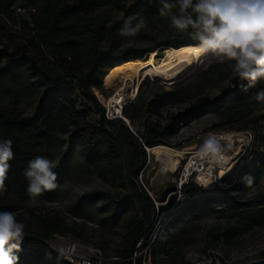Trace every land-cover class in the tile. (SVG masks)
<instances>
[{"label":"trees","instance_id":"trees-1","mask_svg":"<svg viewBox=\"0 0 264 264\" xmlns=\"http://www.w3.org/2000/svg\"><path fill=\"white\" fill-rule=\"evenodd\" d=\"M16 4L26 8L27 18L15 14ZM160 7L159 0H0V25L5 21L15 26L0 45V138L11 139L14 152L5 180L6 191L0 193V211L14 213L16 208L12 200L29 201L28 181L23 175L28 162L37 156L50 159L52 150L61 145L58 135L70 133L71 147H78L84 164L96 177L111 188L123 190L116 198L107 194L101 198L105 208L112 212V220L117 221L119 213L134 203L140 204L146 217L149 212L154 213L155 206L141 188L138 174L146 162V150L170 148V145L161 138L157 123L145 121L142 132L138 133L130 130L121 119H107L92 88L100 89L101 79L104 83L113 70L140 62L149 54L161 59L157 55L160 47L199 46V42L189 36L191 29L178 33L169 28L170 18L159 15ZM110 10L121 13L123 18L112 20ZM140 17L145 19L146 27L136 36H122L120 30L125 21L131 20L134 24ZM157 24H164L172 35L146 47H136L135 43L146 38L142 32ZM230 63L227 60L216 62L203 76L218 74L222 69L232 71ZM232 83L233 89L225 91L222 98L205 107L213 109L216 105H225L220 113L231 122L264 111V104L252 98L264 89V82L247 91L244 88L248 82L241 81L238 76ZM17 88H21V93L15 92ZM22 99L35 105L31 114L18 110ZM91 112L96 113L98 119L90 124ZM138 114L130 116L123 110L129 124ZM195 115L189 112L180 118L189 119ZM177 119L173 117L167 131L174 128ZM243 131L246 130L238 132ZM246 156L250 162L246 157L233 178L239 161L218 181L230 182L224 187L223 194L219 188L205 190L192 179L184 183L179 193L190 202L181 212L191 218L213 213L223 219L235 220L237 226L226 228L225 237L264 226V195L258 190L264 177V137L258 139L255 130ZM61 164L60 161L54 169L57 184L67 173ZM246 175L254 178L251 187L242 179ZM56 191H46L42 196L51 198ZM209 193L215 194L205 196ZM98 200L95 195L82 197V202L87 204ZM174 202L175 197L157 208L166 212ZM16 219L25 224L21 250L16 253L18 264H69L46 243L54 235L69 233L62 221L47 214ZM148 226L149 223L135 220L128 223L125 239L131 242L130 250L124 260H117L118 263L127 261L136 244L145 240Z\"/></svg>","mask_w":264,"mask_h":264},{"label":"rangeland","instance_id":"rangeland-1","mask_svg":"<svg viewBox=\"0 0 264 264\" xmlns=\"http://www.w3.org/2000/svg\"><path fill=\"white\" fill-rule=\"evenodd\" d=\"M14 11L15 14L27 18L26 8L21 4H16ZM109 16L112 20L123 18L121 13L112 10L109 11ZM170 25L169 20L167 26L171 28ZM14 29L15 26L12 23L2 22L0 45L4 42L6 34ZM142 33L146 38L140 43H135L136 47H146L172 35L164 24H157ZM159 49L161 50L157 51V55L163 59L168 48L160 47ZM154 54H156L155 51ZM201 59L204 65L199 73L180 85L177 84L187 77L180 78L175 83L148 79L141 83L138 92L134 90L133 85H129L124 92L123 110H126L130 116L139 113L134 122L130 123V127L140 133L145 121L157 123L161 128V138L169 143V149L186 154L184 155L186 161L176 164L177 160L171 152L158 147L153 148L149 153L145 151L146 162L138 174V182L143 190L145 186L151 192L154 201L151 200L155 206L154 213L149 212L146 217L140 204L134 203L128 205L123 212H118L117 221L112 220V212L105 208L101 198L104 194L116 198L123 190L111 188L102 183L84 164L78 147H71L70 133H66L58 135L61 145H57L52 150L50 158L61 161V165L67 169V173L58 183L55 195L51 198L37 197V203L34 206H30L27 202L12 200L16 208L14 211L16 218L29 219L32 214H47L48 217L62 221L69 233L63 236L54 235L49 241L64 239L79 242L97 252L105 260L103 264L128 262L118 263L117 260H124L128 256L131 242H127L125 236L128 233V223L132 220L146 225L149 223L145 242H153L152 264H217L218 261L220 264H248L264 258V226L225 237L226 228L237 226L235 220L223 219L213 213L191 218L181 212V209L190 202L179 193L180 187L190 180L183 178V171L191 158H195L198 151H203L202 146L210 133L217 139L219 145L218 150L210 152L217 155H230L232 158L227 170H220L213 165L214 179H218L221 173H229L239 161L238 169L232 174L233 178L241 167L240 163L246 157L250 162L246 155L252 145L253 130L258 133V139L261 140L264 137V111L255 112L242 120L231 122L224 119L220 113L225 105H216L213 109L205 107L222 98L225 91L233 89L232 80L237 75L229 69H222L218 74L203 76L204 72L209 71L208 67L221 61V58L210 61L208 56L204 55ZM131 77L135 83L137 76L131 75ZM108 78L109 76L104 83L101 79L100 89L92 88L93 93L95 90L98 91L105 100L113 97L121 88L120 83L109 87ZM15 90L21 93V88ZM94 96L105 113L108 112L95 93ZM22 100L18 110L31 114L35 105L31 101ZM7 101L9 102L10 99L8 98ZM201 107L205 108L199 112L198 109ZM189 112L196 115L189 119L180 118L181 115ZM173 117L178 119L175 121L174 128L167 131ZM97 119L96 113L89 114L90 124ZM126 122L128 123L127 120ZM240 130L246 131L238 132ZM241 158L243 159L240 161ZM206 163L209 169L211 165ZM193 180L196 179L193 178ZM217 183L218 181L216 183L213 181L209 189H204L219 188L220 193L223 194L224 187L230 182ZM258 190L264 195V177L258 184ZM213 194L215 193L205 196ZM85 195L98 196L99 200L93 204L84 203L82 197ZM173 197L175 202L169 210L166 212L158 210L157 207L165 206L166 201ZM77 205H80L79 208L76 207Z\"/></svg>","mask_w":264,"mask_h":264},{"label":"clouds","instance_id":"clouds-1","mask_svg":"<svg viewBox=\"0 0 264 264\" xmlns=\"http://www.w3.org/2000/svg\"><path fill=\"white\" fill-rule=\"evenodd\" d=\"M159 15L170 18V27L178 33L189 29L191 39L199 42L203 51L216 53L222 61L232 63L229 67L241 81H247L248 88L264 82V0H159ZM173 10H178L174 12ZM146 27L140 17L133 24L125 21L120 30L122 36H136ZM264 104V89L253 97ZM11 139L0 138V193L6 191L5 180L10 169L9 161L14 159ZM217 139L210 133L202 146L203 151L218 150ZM57 160L37 156L30 160L23 175L28 181L26 193L30 206L37 203V197L46 191L56 189ZM249 187L254 178H242ZM25 224L9 211H0V264H18V253Z\"/></svg>","mask_w":264,"mask_h":264},{"label":"bare ground","instance_id":"bare-ground-1","mask_svg":"<svg viewBox=\"0 0 264 264\" xmlns=\"http://www.w3.org/2000/svg\"><path fill=\"white\" fill-rule=\"evenodd\" d=\"M204 55L208 56L210 61L219 57L216 53L211 51L201 50L199 46H186L180 49L169 48L165 51V57L159 60H156L153 54H149L146 59L140 62L128 64L110 73L107 85H109V87H112L115 83H120L121 85L120 90L113 97L105 100L98 91L95 90L94 93L107 109L108 119H121L126 122L123 116V103L125 100L124 92L129 85H133L134 90L138 92L141 83L148 79L154 81L165 80L170 83H175L180 78H188L202 69L204 63L201 57ZM131 75L137 76V81L135 83ZM180 82L179 84H181ZM158 148L171 152L177 160L176 164H182L186 161L184 157V155H186L185 153L174 151L168 147ZM149 151L150 150H147L148 153ZM194 157L195 158H191V161L187 164L188 166L184 169L183 178L188 179V177L192 175V180L195 178V182L206 189H209L213 185V181L215 183L227 174L221 173L218 179H214L213 165H216L220 170H227L232 159L230 155H217L210 151H198ZM206 162L211 165L209 169L206 166ZM63 245L65 244L62 243L61 246ZM65 246L67 247V244ZM69 248H71V246ZM89 250L94 252L92 249Z\"/></svg>","mask_w":264,"mask_h":264},{"label":"built area","instance_id":"built-area-1","mask_svg":"<svg viewBox=\"0 0 264 264\" xmlns=\"http://www.w3.org/2000/svg\"><path fill=\"white\" fill-rule=\"evenodd\" d=\"M105 116L108 119L107 112L105 113ZM188 179L191 180L192 175L189 176ZM144 190L153 200L149 189L144 186ZM62 243L65 245L67 244V247L65 245L61 246ZM152 244L153 242H145V240L139 241L136 244L131 257L128 258L127 261H130L132 264H152ZM49 245L53 247V249L62 256L63 260L69 264H103V262H105L97 252L90 251L87 246L79 242L59 239L57 241H49ZM70 246L71 248H69ZM217 264H220V261H218Z\"/></svg>","mask_w":264,"mask_h":264},{"label":"water","instance_id":"water-1","mask_svg":"<svg viewBox=\"0 0 264 264\" xmlns=\"http://www.w3.org/2000/svg\"><path fill=\"white\" fill-rule=\"evenodd\" d=\"M219 58H220V57H218L217 59H219ZM217 59H215V60H217ZM197 73H199V72H196L195 74H193L192 76L186 78L185 80H183V81L180 82V83L185 82L186 80H188V79H190L191 77L195 76ZM179 85H180V84H179ZM125 123H126V125L129 127V129L131 130L130 124L127 123V122H125ZM46 243L49 245V242H48V241H46ZM248 264H264V258L259 259V260H255V261H251V262H249Z\"/></svg>","mask_w":264,"mask_h":264}]
</instances>
